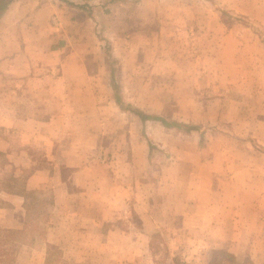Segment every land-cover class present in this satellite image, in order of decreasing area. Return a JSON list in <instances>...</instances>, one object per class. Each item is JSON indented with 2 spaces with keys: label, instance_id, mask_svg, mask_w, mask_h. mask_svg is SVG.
Returning <instances> with one entry per match:
<instances>
[{
  "label": "rangeland",
  "instance_id": "374dc122",
  "mask_svg": "<svg viewBox=\"0 0 264 264\" xmlns=\"http://www.w3.org/2000/svg\"><path fill=\"white\" fill-rule=\"evenodd\" d=\"M103 2L94 0L71 26L68 46L88 55L80 59L92 86L74 91L61 107L63 133L26 137V149L0 123V188L21 190L34 169L51 170L48 182L30 191L25 230L0 232V264H264L261 232L253 250L204 249L236 222L264 228V0H126L111 8ZM0 81L7 77L0 74ZM6 93L0 115L14 109ZM17 93L10 92L16 103L26 100V90ZM55 162L88 165L97 189L106 187L103 175L114 178L112 201L96 200L103 197L97 193L88 200L81 178V198L55 204ZM215 177L216 188L224 189L223 209L245 212L247 182L263 189L249 196L256 216L230 218L222 210V218L207 217L215 206L214 187L208 188ZM150 192L160 197V210L176 204V214H183L188 197L201 198L207 216L160 219L146 256L136 249L135 239L147 238L134 233L140 221L132 197ZM104 205L111 221L103 224ZM88 211L95 215L89 233L86 226L80 231V215ZM186 225L207 228L192 232L198 242L188 246L182 243ZM10 236L12 245L26 244L25 254L2 247Z\"/></svg>",
  "mask_w": 264,
  "mask_h": 264
},
{
  "label": "crops",
  "instance_id": "0c3cea01",
  "mask_svg": "<svg viewBox=\"0 0 264 264\" xmlns=\"http://www.w3.org/2000/svg\"><path fill=\"white\" fill-rule=\"evenodd\" d=\"M125 1L115 0L110 2L107 0V2L103 3L104 7L111 8ZM93 2L94 0H11L0 13V74H4L7 77L6 83H4L5 81H0V99L7 92L6 104L7 106L14 107L7 114L0 115V123H6V127H10V130H7L6 134L12 132L11 136H16V139L22 144L23 148L26 144V149H29L28 143H31L29 140L25 142L26 137H43L46 135L57 137L63 133L64 114L60 110L61 107L64 103L71 101L74 91L79 89L88 90L92 86L87 68L83 67L84 65L80 59L82 57L87 58L88 55H80L79 49H70L68 43L72 39L71 26H75L78 15L81 12L88 13L90 5L94 4ZM88 21L89 18H87L86 22ZM63 26H67L65 30L69 31L68 33H63ZM69 26L71 28H68ZM15 75L20 76L17 81L14 80ZM20 90H26V100L16 103L12 99L10 92L12 96L14 93L16 97V92L20 93ZM21 106L23 108L32 106L33 108H26V111H24V109L19 108ZM69 120H72V118L70 117ZM47 131L49 134H47ZM6 143L7 146L12 144L10 140ZM76 165L71 162H55L53 164L55 168L53 191L55 204L64 201L68 202L69 199L72 202H77L81 197H79L78 188L76 187L81 178L82 180L84 179L82 186L90 194L88 195L87 193L88 200L89 198L91 200L94 199V194L97 193L98 195L103 194V197L96 200L107 202V204L112 201L111 185L114 178L112 179L110 176H107V178L103 175V185H106V187L97 189L99 185H96V183L99 180L95 181L93 173L86 167L88 165ZM29 168L31 167L29 166ZM34 170V172L28 174L26 185L21 190L0 188V232H4L6 235L9 233H20L25 230L30 204V191L40 189L41 183L48 182L50 179V169L39 167ZM235 180L237 179H231V182L235 183ZM115 182L120 184L119 179H115ZM247 183L249 195L246 198L247 205L244 213L242 212L244 209L241 211L240 207L235 209L231 206L230 209H223L220 206L225 197H223L224 189L221 188L220 190L216 188L220 187V179L218 177H215L213 182L208 183L211 185L208 188L214 187L212 192L215 193L212 202L215 206L213 210L209 209L208 216L206 214L207 209L202 210L201 206H204L205 201L201 198L194 199L193 197H188L187 201H184L186 202V208L184 207L183 214H176L174 210L176 204L174 203L170 209L165 211L160 210L155 205L156 202H159L160 197L155 200L158 195L154 192H150L147 195L145 193L141 194L137 198L132 197L133 201L135 200L134 213L140 221L134 233L137 235L141 234L147 238L143 239L140 237L139 239L137 237L135 239L138 241L136 242L138 244L136 249L145 251L146 256L147 252L150 254V250L153 251L154 236L159 234L156 228L162 226V223L158 224L160 219L168 217L172 219L174 217L175 219L180 217H204L203 213L209 218H222L224 217L223 213H220L222 210H227L228 212L225 217H255L254 201L253 199L249 200V196L254 197V193L261 192L263 189H260V187H252L250 189L251 184ZM71 185H74L76 190H71ZM151 190H155V188ZM113 191L114 193L116 192L114 189ZM209 198L211 201L212 197ZM132 199L130 198L129 200ZM233 200L235 201V199ZM187 208L188 210L185 211ZM178 209L176 207V212L179 211ZM105 210H107V205H104L101 214L102 221L100 223L103 224L107 223L106 221H111L110 217L106 216ZM91 213V211H88L86 214L80 215L83 221L80 231L85 230L84 226H86L88 233L90 229H94L95 215ZM108 215L112 214L109 213ZM92 217L93 219H91ZM115 227L118 228L116 232H125L124 229L118 226ZM184 228V232H187L189 237L182 243L185 242L188 245L191 242H198L194 241L196 239L191 236L193 235L192 232H202L204 228H207V225L201 227L186 225ZM257 228L258 230L255 227H243L241 222H236L232 226V230L226 233V236L220 238L210 237L208 244L204 242V249L253 250L256 248L254 242L257 241L256 235L259 232L262 235L264 234L263 227L261 229ZM109 231L111 230L106 231L103 229V232ZM206 232H209V230ZM198 240L201 243V239ZM14 241L13 237L12 239L6 238L5 246L2 245V247L5 250L6 248H14L13 250L16 251L15 255H19L21 252L25 254L26 244L19 243L18 245H12ZM258 244L264 248V238L263 242H259ZM260 246L257 245V248ZM76 254L80 255L78 250ZM76 262L79 261L77 260ZM200 262L205 261L200 260Z\"/></svg>",
  "mask_w": 264,
  "mask_h": 264
},
{
  "label": "trees",
  "instance_id": "16d2710c",
  "mask_svg": "<svg viewBox=\"0 0 264 264\" xmlns=\"http://www.w3.org/2000/svg\"><path fill=\"white\" fill-rule=\"evenodd\" d=\"M11 0H0V13L5 9V6L10 2ZM110 2H113L115 0H108ZM140 116L146 120V119H156V120H160L162 121L163 123L167 124L168 126H173V125H176V126H181L180 124L178 123H168L166 120H164L163 118H160V117H152V116H149V115H144L143 113H140Z\"/></svg>",
  "mask_w": 264,
  "mask_h": 264
}]
</instances>
